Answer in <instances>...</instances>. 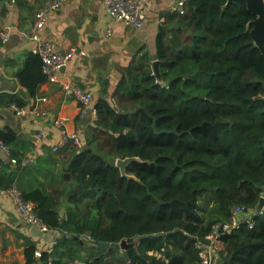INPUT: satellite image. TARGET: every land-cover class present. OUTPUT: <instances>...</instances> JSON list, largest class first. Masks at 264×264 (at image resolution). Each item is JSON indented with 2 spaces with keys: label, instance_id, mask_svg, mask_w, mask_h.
Segmentation results:
<instances>
[{
  "label": "trees",
  "instance_id": "16d2710c",
  "mask_svg": "<svg viewBox=\"0 0 264 264\" xmlns=\"http://www.w3.org/2000/svg\"><path fill=\"white\" fill-rule=\"evenodd\" d=\"M227 2L192 0L185 14L172 16L157 39L164 84L151 58L130 67L116 87L115 106L105 99L96 104L93 131L82 148H71L58 179L49 180L51 190L20 187L18 170L1 173L0 189L16 185L24 200L37 204L49 230L80 238L88 233L96 247L107 249L87 264H196L198 240L214 223L227 221L235 206L259 211L264 55L250 34L256 17L246 0ZM18 77L34 97L47 80L42 58L30 54ZM0 137L20 159L11 149L15 133L1 130ZM126 157L142 160L126 169L139 181L123 177L116 166ZM210 192L217 195L213 207L221 218L206 222L199 200ZM252 218L253 226L242 223L222 236L226 252L218 264H264V210ZM135 238V247L121 250L123 239ZM68 239L40 258L29 246L26 264L50 258L64 264L65 254L82 248Z\"/></svg>",
  "mask_w": 264,
  "mask_h": 264
},
{
  "label": "crops",
  "instance_id": "0c3cea01",
  "mask_svg": "<svg viewBox=\"0 0 264 264\" xmlns=\"http://www.w3.org/2000/svg\"><path fill=\"white\" fill-rule=\"evenodd\" d=\"M48 1L17 0L13 3L0 0V28L12 29L10 40L0 47V131L15 133L16 141L11 149L21 159L14 157L21 161V166L12 163L13 156L0 148V175L18 170L16 184L26 190L44 187L51 190L49 180L55 175L58 179L63 162L69 158L70 146L57 153L52 150L60 140V128L52 118L63 117L68 130L77 132L83 142L94 126L91 114L84 116L82 104L75 97L67 96L62 85L77 84L92 92L95 106L101 99L115 106L114 93L123 75L140 59L151 58L153 64L157 59L159 33L162 27L173 24L172 16L177 15L172 11L176 0H142L146 20L141 29H136L113 20L106 13L104 0H68L46 21L41 30L42 41L53 43L57 51L75 47L77 53L57 74L56 81L46 80L36 95L30 97L18 74L30 54L39 55L38 42L30 40L27 34L35 26L38 10ZM109 27L112 28L111 36L106 35ZM18 101L24 105H18ZM13 105L28 109L37 107L48 117L18 115ZM42 131L47 133L44 139L39 137ZM24 159H29L26 165L22 163ZM68 238L70 244L77 242L82 248L77 253L65 254L64 264H85L93 257L85 259L90 255L88 249L101 250L92 243L88 233L81 238L71 237L58 229L43 233L37 226L25 224L12 196L0 194V264H26L25 250L29 246H36V258H40L43 252L51 254L61 239ZM218 251V255L225 254L223 242ZM38 264L44 263L38 260ZM45 264H53V259Z\"/></svg>",
  "mask_w": 264,
  "mask_h": 264
},
{
  "label": "built area",
  "instance_id": "2783aa9c",
  "mask_svg": "<svg viewBox=\"0 0 264 264\" xmlns=\"http://www.w3.org/2000/svg\"><path fill=\"white\" fill-rule=\"evenodd\" d=\"M17 0H11L15 3ZM68 0H49L46 2L36 14V23L34 28L27 34V37L38 42L37 53L43 61V71L48 81H56L57 74L66 68L71 59L76 55L77 48L71 47L65 51H57L53 43L42 41L43 36L41 30L45 27L46 21L50 15L61 8ZM192 0H176L172 11L183 15L187 11L188 5ZM106 13L116 22H123L126 25L133 26L136 29H141L146 20V14L143 11L144 3L142 0H104ZM112 28L109 27L106 35L111 36ZM12 35L10 27L0 28V47L7 43ZM84 55V53H82ZM63 90L67 96L75 97L82 104V114L86 116L91 114L90 118L97 121V110L93 102V94L90 91L83 89L79 85H71L65 83L62 85ZM15 112L18 115L25 116L28 114L41 115L47 118L46 112H40L37 107L26 108L13 105ZM53 123L60 128V140L52 147L53 152L57 153L62 148L67 146L82 148L83 141L77 132L68 130L65 119L63 117L52 118ZM45 131L40 132L39 137L46 138ZM0 148L7 154H11L9 146L0 137ZM12 163H18V159L12 157ZM29 159L22 161L26 165ZM9 193L15 203L16 210L25 224L37 226L38 229L45 233L49 232V228L37 216V204L32 201L23 199L22 194L16 185L9 189H0V194ZM256 214H260L264 210V205L261 209L258 208ZM242 223H248L253 226L254 220L252 216L246 213L244 206H235L232 209L230 218L224 222H216L213 224L207 237L210 244H206L198 240L197 247L200 250V260L196 264H213L218 260V246L222 242V236L231 233L234 229L238 228ZM91 240V237L89 236ZM87 264V263H85Z\"/></svg>",
  "mask_w": 264,
  "mask_h": 264
},
{
  "label": "water",
  "instance_id": "95a60500",
  "mask_svg": "<svg viewBox=\"0 0 264 264\" xmlns=\"http://www.w3.org/2000/svg\"><path fill=\"white\" fill-rule=\"evenodd\" d=\"M233 0H228L226 5H230ZM247 7L250 12H252L255 15V19L249 23V26H252L250 30L251 37L254 41V44L261 50L262 54L264 55V0H246ZM159 60L156 59L153 61V70L155 77L157 80L164 84V80L160 71V64ZM65 69V68H63ZM135 161H142L139 157H126V158H118L116 159V166L120 169L121 174L125 178L129 179H137L134 175H129L127 173V166ZM65 180L67 182H71V174L66 172L64 174ZM138 180V179H137ZM139 181V180H138ZM264 205V196H262L260 204L258 206L259 209H261ZM139 238H135L133 242H129L126 239H123L120 242V248L123 251L129 250L136 246L138 243ZM200 241L206 244H210V240L208 238H200ZM213 264H218L217 261H215Z\"/></svg>",
  "mask_w": 264,
  "mask_h": 264
},
{
  "label": "rangeland",
  "instance_id": "374dc122",
  "mask_svg": "<svg viewBox=\"0 0 264 264\" xmlns=\"http://www.w3.org/2000/svg\"><path fill=\"white\" fill-rule=\"evenodd\" d=\"M92 131L93 129H91V132ZM216 202H217V195L213 192L207 193L203 197L200 198L199 207L201 209V212L205 215L206 222H209L212 219H216V217H220L219 213H217L218 211L216 210V208L213 207ZM256 213H257L256 211H252L250 215L253 217L256 215ZM88 250L90 252V255H87L85 259H88L89 257H92V256L98 257L101 252L103 253V250L105 251L107 249L102 247L101 250H98L96 248L88 249ZM225 252H226V249H225Z\"/></svg>",
  "mask_w": 264,
  "mask_h": 264
}]
</instances>
